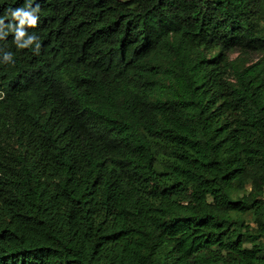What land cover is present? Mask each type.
<instances>
[{"label": "trees", "instance_id": "trees-1", "mask_svg": "<svg viewBox=\"0 0 264 264\" xmlns=\"http://www.w3.org/2000/svg\"><path fill=\"white\" fill-rule=\"evenodd\" d=\"M36 4L38 52L0 39V264H264V0Z\"/></svg>", "mask_w": 264, "mask_h": 264}, {"label": "clouds", "instance_id": "clouds-1", "mask_svg": "<svg viewBox=\"0 0 264 264\" xmlns=\"http://www.w3.org/2000/svg\"><path fill=\"white\" fill-rule=\"evenodd\" d=\"M39 4L33 6V0H27L23 7H17L9 12L11 19L7 25H4L5 17H0V39H3L9 32L14 33V42L17 48H27L31 46L33 51L38 52L40 49V37L35 34L25 35L24 25H36L38 20ZM13 53L10 51L3 52L2 61L7 63L13 62Z\"/></svg>", "mask_w": 264, "mask_h": 264}, {"label": "rangeland", "instance_id": "rangeland-1", "mask_svg": "<svg viewBox=\"0 0 264 264\" xmlns=\"http://www.w3.org/2000/svg\"><path fill=\"white\" fill-rule=\"evenodd\" d=\"M236 56V54H232V57ZM257 57V55H252V56H248V59H255ZM244 221L248 224H250V226L254 227V224L251 222L250 216L247 214L244 216ZM246 246H250L249 242L245 243Z\"/></svg>", "mask_w": 264, "mask_h": 264}]
</instances>
